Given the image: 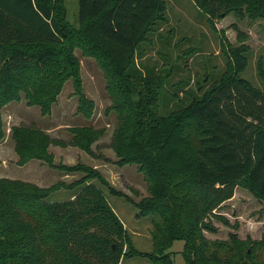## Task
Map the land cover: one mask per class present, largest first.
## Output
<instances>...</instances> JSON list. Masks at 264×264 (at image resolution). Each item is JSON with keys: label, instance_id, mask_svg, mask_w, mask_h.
Segmentation results:
<instances>
[{"label": "trees", "instance_id": "obj_1", "mask_svg": "<svg viewBox=\"0 0 264 264\" xmlns=\"http://www.w3.org/2000/svg\"><path fill=\"white\" fill-rule=\"evenodd\" d=\"M194 1L214 30L218 20L230 16L264 19V0ZM166 11V0H79L78 29L65 22L53 0H0V142L6 137V105L25 96L28 106L51 115L70 78L79 95L77 112L92 118L96 104L82 89L74 54L75 42H81L105 71L108 110L117 113L110 145L114 163L136 164L148 182V195L134 201L93 166L56 163L54 144L96 157L94 145L105 130L72 126L73 136L64 142L36 124L14 126L18 165L37 159L83 175L49 187L0 178V264H122L134 257L174 264L170 249L176 240L185 242L187 264H264V233L260 241L236 232L213 242L205 235L219 232L216 221L238 230L218 213L238 186L264 201V86L242 77L251 52L248 33L234 22L239 43L225 37L232 54L225 72L201 95H187L188 102L163 115L166 76L142 72L137 65L141 43L166 21ZM63 43L67 64L56 48ZM71 60L75 66L68 70ZM54 67L68 72H53ZM258 70L264 83L261 61ZM61 187L78 191L67 200L48 201ZM105 189L134 203L139 217H153L151 251L134 246Z\"/></svg>", "mask_w": 264, "mask_h": 264}, {"label": "rangeland", "instance_id": "obj_2", "mask_svg": "<svg viewBox=\"0 0 264 264\" xmlns=\"http://www.w3.org/2000/svg\"><path fill=\"white\" fill-rule=\"evenodd\" d=\"M166 1V21L160 23L150 33L148 39L141 43L137 65L142 72H155L167 78L164 94L160 98L161 114H168L176 109L178 103L188 102L190 97H186L187 95H201L208 88L209 82L217 80L225 72L228 61L232 60L229 47L225 45V37L234 45L239 43L237 31L232 27L234 22L241 30L248 33L246 42L251 47L249 65L242 73V77L257 87L264 86L258 70L260 61L264 67V19H238L236 16H230L218 20L217 30H214L209 23L208 14L199 8L194 0ZM53 5L58 12H61L60 14L64 13L65 22L67 19L72 27L79 29V0H53ZM56 48L60 52V60L67 64L66 43L57 45ZM74 54L79 64L77 72H80L82 89L96 104L92 118L87 119L77 112L79 95L73 78L65 81L51 116H43L38 106H28L25 96L21 101H13L6 105L3 108L6 137L0 142V175L33 182L43 187L59 182L66 184L75 182L83 173L72 171L67 173L51 168L37 159L31 160L24 166L18 165L12 128L32 124L41 128L49 127L53 129L51 136L55 140L68 142L73 136L69 127L93 126L98 130L106 131L94 145L97 156L93 157L75 146L54 144L50 147V151L55 155L56 163L75 165L82 162L91 166L102 164L104 170L106 169L107 179L109 178L116 188L125 192L132 200L140 201L143 196L148 195L146 175L138 171L136 164L126 165L121 170L114 163L117 156L110 145L118 117L116 111L108 110L111 100L106 91L105 71L81 42H75ZM71 65H68V70L75 66L72 60ZM68 70L53 68V72H68ZM183 181L181 178L175 179V182L183 183ZM77 191L78 188L61 187L48 197V201L67 200ZM105 193L125 224L134 246L141 251H151L153 217L150 215L139 217V210L134 203L124 197L112 195L106 189ZM218 213L226 216L239 228L234 230L216 221L219 232H205L211 242L228 240L231 232H236L242 239L251 238L253 241L262 239L264 201L255 197L245 185L236 188L234 197L231 201H226ZM184 244V241L176 240L170 249L174 264H187L182 253ZM133 259L134 264H146L141 257ZM122 264L127 262L123 261Z\"/></svg>", "mask_w": 264, "mask_h": 264}, {"label": "crops", "instance_id": "obj_3", "mask_svg": "<svg viewBox=\"0 0 264 264\" xmlns=\"http://www.w3.org/2000/svg\"><path fill=\"white\" fill-rule=\"evenodd\" d=\"M53 113V112H52ZM51 116V115H50ZM44 130H46L50 135H51V130H53V129H50L49 127H46V128H43ZM91 166V165H90ZM93 167H95V168H97V169H99L100 171H102V173L106 176V169L104 170V166H102V164L101 165H99V164H96V165H94ZM120 169L122 170L123 169V167H120ZM113 171V170H112ZM1 177H6V176H3V175H0V178ZM108 180H109V178H108ZM110 182H111V180H109ZM113 185H115L113 182H111ZM116 187V186H115ZM230 201H231V199H230ZM118 214V213H117ZM125 225V224H124ZM135 263V260L134 259H131V260H128L127 261V264H134ZM146 264H148V263H146Z\"/></svg>", "mask_w": 264, "mask_h": 264}]
</instances>
